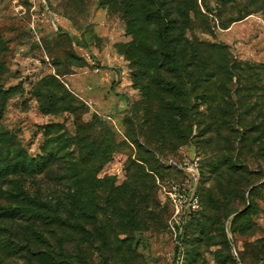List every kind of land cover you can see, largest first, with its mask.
Returning a JSON list of instances; mask_svg holds the SVG:
<instances>
[{"label": "rangeland", "instance_id": "1", "mask_svg": "<svg viewBox=\"0 0 264 264\" xmlns=\"http://www.w3.org/2000/svg\"><path fill=\"white\" fill-rule=\"evenodd\" d=\"M48 1L0 0V264H264V0ZM184 11L211 83L162 64Z\"/></svg>", "mask_w": 264, "mask_h": 264}, {"label": "trees", "instance_id": "2", "mask_svg": "<svg viewBox=\"0 0 264 264\" xmlns=\"http://www.w3.org/2000/svg\"><path fill=\"white\" fill-rule=\"evenodd\" d=\"M149 7L150 5L148 4H142L140 8L137 7V12L142 11L144 14H148L150 11ZM184 13V20L180 22L181 33L177 40H172L170 37V30L172 29L170 22L167 24L164 23V26L162 27V29H165V32L163 33L164 35L161 37L163 48L162 64L168 66L171 71H176L180 75H183L185 80L189 82L195 78L197 83H211L212 78L215 75L213 74L212 69L215 60L212 56L207 55V49L202 47L200 43L196 44V46H193V44L191 45L189 39L186 37V31L192 19L188 11H184ZM208 45L212 47L211 44ZM192 65H194V69L190 71L189 68ZM90 148L89 152L94 153L95 151L92 147ZM53 160L52 155L49 156L48 154H45L38 158L25 159L22 163H19L18 166L22 171L42 173L48 168ZM79 203L80 201L77 200V204ZM63 204L65 203L62 198H57L51 201L38 198L32 201L30 207L21 206V210L28 219H32L36 222H46V218L44 219L45 216L47 218L56 217L61 219L60 209Z\"/></svg>", "mask_w": 264, "mask_h": 264}, {"label": "built area", "instance_id": "3", "mask_svg": "<svg viewBox=\"0 0 264 264\" xmlns=\"http://www.w3.org/2000/svg\"><path fill=\"white\" fill-rule=\"evenodd\" d=\"M30 2L33 4L32 5L33 9H38L39 11L41 9H43L44 10L43 12H45V13H47V12L51 13L52 12L48 0H30Z\"/></svg>", "mask_w": 264, "mask_h": 264}]
</instances>
